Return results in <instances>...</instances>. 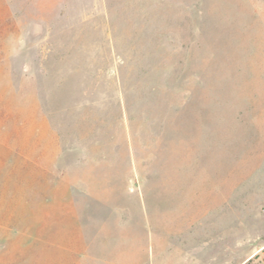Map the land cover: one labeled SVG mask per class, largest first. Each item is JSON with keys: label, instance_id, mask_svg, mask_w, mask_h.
Listing matches in <instances>:
<instances>
[{"label": "rangeland", "instance_id": "obj_1", "mask_svg": "<svg viewBox=\"0 0 264 264\" xmlns=\"http://www.w3.org/2000/svg\"><path fill=\"white\" fill-rule=\"evenodd\" d=\"M0 264H264V0H0Z\"/></svg>", "mask_w": 264, "mask_h": 264}]
</instances>
